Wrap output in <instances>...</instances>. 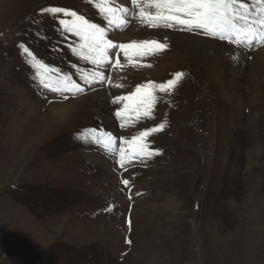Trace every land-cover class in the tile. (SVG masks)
I'll use <instances>...</instances> for the list:
<instances>
[{
  "label": "rangeland",
  "instance_id": "obj_1",
  "mask_svg": "<svg viewBox=\"0 0 264 264\" xmlns=\"http://www.w3.org/2000/svg\"><path fill=\"white\" fill-rule=\"evenodd\" d=\"M141 10L157 11L0 0V264H264V34L236 44ZM71 12L117 49L82 47ZM146 85L147 116L123 99Z\"/></svg>",
  "mask_w": 264,
  "mask_h": 264
},
{
  "label": "snow or ice",
  "instance_id": "obj_2",
  "mask_svg": "<svg viewBox=\"0 0 264 264\" xmlns=\"http://www.w3.org/2000/svg\"><path fill=\"white\" fill-rule=\"evenodd\" d=\"M135 2V0H134ZM157 11L155 15L151 13H146L141 10L140 15L142 17L147 16L150 21H159L162 20L165 23L173 22L181 26H187L195 29H204L208 31L210 35H217L223 32H229L230 34H235L237 39L235 40L236 44L249 43L251 40L256 38V34H264V18L261 16H256L253 19H249V12L247 5L241 3L239 4L240 8L245 9L243 13L236 14L235 7L237 0H152ZM257 3L260 5V12L264 14V0H257ZM97 7H100L97 5ZM100 10L106 13H112V8L101 7ZM53 13H62L65 10L59 7H54L51 9ZM71 16L75 17V20H60L59 23L63 25L64 29L68 32H75L77 36H81L85 41V45L91 50L100 49L101 45L105 48L111 47L117 49V46L112 44L111 41H108L106 44L103 41L104 29L99 27L95 23H89L83 16H78L76 12H71ZM110 23L112 21H109ZM171 26V24H169ZM239 37H244L241 40ZM264 39V35L261 36ZM156 44L155 41H145L140 47L148 46L149 44ZM157 47L163 48L164 45L156 44ZM119 48L127 49L129 47H136V45H119ZM88 58V57H86ZM92 62L98 63L96 59H93ZM168 85H173L174 80H169ZM150 86H142L137 88L136 92L133 95L123 97V99L129 101L131 104L135 105L132 108L133 111L139 113L141 106L145 109L144 115H148V109L151 107V94L146 91ZM161 91H165V85H160ZM83 91V88L79 89ZM129 110V105L126 104L122 111ZM121 112H117L116 115H121ZM156 129H153L155 131ZM149 133L147 131L142 132L140 137L134 138L130 143L135 147L137 139H142L147 136ZM100 142V141H98ZM105 147H108V142H104ZM121 159L124 155V149L120 150ZM138 153L140 155H146V150L143 147L138 148ZM125 185L128 184L127 180H124Z\"/></svg>",
  "mask_w": 264,
  "mask_h": 264
},
{
  "label": "bare ground",
  "instance_id": "obj_3",
  "mask_svg": "<svg viewBox=\"0 0 264 264\" xmlns=\"http://www.w3.org/2000/svg\"><path fill=\"white\" fill-rule=\"evenodd\" d=\"M125 1V0H124ZM125 3V2H124ZM196 40H199V41H203V42H207V44H211V42L212 41H210V40H206V39H201V38H195ZM118 41V40H117ZM203 46V45H202ZM260 52V54L262 53V54H264V48H262L261 50H259ZM262 73H264V72H262ZM260 74V73H259ZM259 83V82H258ZM250 239H252V238H250ZM243 257V256H242ZM241 261H243V260H241Z\"/></svg>",
  "mask_w": 264,
  "mask_h": 264
}]
</instances>
